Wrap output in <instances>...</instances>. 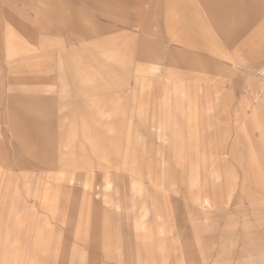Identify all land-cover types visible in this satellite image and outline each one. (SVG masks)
Listing matches in <instances>:
<instances>
[{
	"label": "rangeland",
	"instance_id": "obj_1",
	"mask_svg": "<svg viewBox=\"0 0 264 264\" xmlns=\"http://www.w3.org/2000/svg\"><path fill=\"white\" fill-rule=\"evenodd\" d=\"M0 264H264V0H0Z\"/></svg>",
	"mask_w": 264,
	"mask_h": 264
},
{
	"label": "crops",
	"instance_id": "obj_2",
	"mask_svg": "<svg viewBox=\"0 0 264 264\" xmlns=\"http://www.w3.org/2000/svg\"><path fill=\"white\" fill-rule=\"evenodd\" d=\"M235 3H238V4L240 5V7L242 8V6H243L242 3H240V2H235ZM235 3H234V4H235ZM234 4L231 5V6L229 7L230 12L232 11V8H234ZM216 5H217V7L220 6V5H218V4H216ZM223 6L227 7L228 5H223ZM227 12H228V11H227ZM204 203H206V202H204Z\"/></svg>",
	"mask_w": 264,
	"mask_h": 264
}]
</instances>
